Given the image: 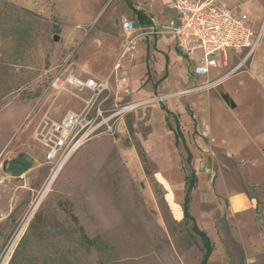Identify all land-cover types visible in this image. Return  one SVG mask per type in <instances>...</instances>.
Returning <instances> with one entry per match:
<instances>
[{
    "label": "rangeland",
    "instance_id": "374dc122",
    "mask_svg": "<svg viewBox=\"0 0 264 264\" xmlns=\"http://www.w3.org/2000/svg\"><path fill=\"white\" fill-rule=\"evenodd\" d=\"M256 1L264 0L241 3ZM258 9L251 14L254 23L246 25L260 39L254 52L228 53L225 67L213 72L219 80L209 86L205 78L142 99L134 98L132 87L136 105L124 128L119 122L115 134L97 130L50 183L46 148L34 131L45 118L58 121L85 108L73 93L58 94L51 82L60 73L110 76L129 36L123 21L132 13L124 0H0V264L10 262L25 234L38 264H200L203 245L184 220V202L182 212L174 207L161 179L171 166L145 144L154 131L150 110L177 98L198 118V130L188 138L191 161L183 146L174 150L180 179L173 185L185 192L187 174L197 175L194 214L217 245L210 264L264 262V2ZM253 58L254 80L244 73ZM223 93L238 108L230 109ZM235 111L236 117L227 113ZM214 120L229 147L212 136ZM138 144L147 154V171ZM238 149L245 155H236ZM21 155L34 166L15 178L3 168ZM242 191L257 200L256 207L234 213L229 198ZM71 214L92 243L84 241ZM36 215L41 229L29 231Z\"/></svg>",
    "mask_w": 264,
    "mask_h": 264
},
{
    "label": "built area",
    "instance_id": "2783aa9c",
    "mask_svg": "<svg viewBox=\"0 0 264 264\" xmlns=\"http://www.w3.org/2000/svg\"><path fill=\"white\" fill-rule=\"evenodd\" d=\"M173 12L169 23L153 34L173 36L181 53L192 63L194 74L203 80L211 68L217 67L219 58L226 64L228 53L254 52L259 45L257 34L246 26V22L254 21L230 9L224 0H174ZM122 28L129 36L110 76L96 80L60 73L51 82L58 94L73 93L85 103V108L81 113L68 111L58 121L45 118L34 131L37 141L46 148V162L51 166L49 182L91 135L103 128V133L115 134L119 119L135 107L119 101L120 96L132 94L126 63L134 58L138 38L132 35L134 22L125 21ZM206 85H211L208 80ZM82 93L87 97L83 98Z\"/></svg>",
    "mask_w": 264,
    "mask_h": 264
},
{
    "label": "crops",
    "instance_id": "0c3cea01",
    "mask_svg": "<svg viewBox=\"0 0 264 264\" xmlns=\"http://www.w3.org/2000/svg\"><path fill=\"white\" fill-rule=\"evenodd\" d=\"M127 7L132 13V18L124 19L125 21H132L135 24L136 29L133 30V33L138 36L136 42V50L134 53V58L132 61H127V67L130 72V81H131V89L133 87V92H135L134 98H146L147 96L154 95L157 91H165L167 89L173 88L182 89L191 83V81L200 82L203 79L197 77L193 70H192V63L188 60V58L181 53L177 46V41L175 38L168 34H160L154 35L153 32L160 28L161 26H165L169 23V21L173 18V4L174 0H124ZM224 2L229 6L230 9L235 10L239 15L248 16L249 19L255 21L256 16L251 15L259 12L260 6H262L263 2H254L252 4H244L240 2V5L236 4L235 6H231L229 4V0H224ZM258 7H257V6ZM254 22H246V25L253 24ZM121 51L119 52L121 54ZM119 54V56H120ZM234 55V54H233ZM254 58L249 65V69L244 71V73H250L251 79L257 78L256 69L253 68L254 66ZM190 66V67H189ZM225 64L222 58H219L218 65L216 68H211L208 76L206 79L210 82H215L219 80V76H216L214 70L224 68ZM243 73V72H242ZM109 74L101 76L100 73H91L87 76L80 75L78 77L83 79L94 78L96 80H103L108 77ZM239 75V74H238ZM237 76V75H235ZM132 95V94H131ZM225 95L224 93L222 94ZM134 96V95H133ZM133 96L124 97L120 96L119 101L121 105L125 104H132L133 103ZM237 103V102H236ZM227 104V103H226ZM228 105V104H227ZM164 106V107H163ZM230 109H233L231 106ZM238 105L236 104V107ZM166 109L172 112L175 115L179 116V121L181 125V120L185 124L186 132L183 131V140L188 147V151L190 152L191 156L193 157V151L191 150V145L188 143V138L192 132L197 133L198 130V118L196 115L191 111L188 107H184L182 104L181 99L177 98L175 100L170 99L166 104L162 103L160 105H155L150 110V119L149 122L153 124L154 131L151 132L149 135L148 140H144L147 147H151L153 149V153L156 155L158 159L162 162L167 161L170 169H164V173L161 176L163 180V185L165 184L166 188L172 193L173 198V205L174 207L176 204L180 206V200L184 202L186 196L185 192L181 191V189L175 187L173 185L174 182L179 184V174L176 164L178 162L179 153H176L174 150H177L179 147L182 146L177 143V138L175 132L169 128L168 121H167V114ZM174 111H177L174 112ZM217 112V111H216ZM224 113V112H223ZM228 115H233L234 117L238 116V111L227 112ZM225 113V114H227ZM130 113L126 114L124 117H121L117 123L123 124V128L125 125L126 117ZM172 120L174 121L175 126L172 125ZM218 125L216 128H219V124L221 125L220 121H217ZM216 123V124H217ZM171 127L176 128V122L173 118L170 121ZM182 126V125H181ZM211 134L212 136H219V138L226 142V146H230L228 142V138L225 135H219L218 131L216 132L215 128V120L211 123ZM217 128V129H218ZM245 129V127H243ZM229 134L230 131L227 130ZM224 134V133H223ZM143 148V147H142ZM239 150V149H238ZM234 151V153L245 155L243 153L244 149L239 151ZM185 151V150H184ZM145 152V151H144ZM146 154V152H145ZM187 156V153L185 151ZM249 156V155H248ZM147 157V154H146ZM255 166V165H254ZM256 167H258L256 165ZM174 181V182H173ZM198 183V182H197ZM176 185V184H175ZM179 186V185H177ZM194 189V191L197 189ZM187 189V187H186ZM199 189V187H198ZM193 191V193H194ZM192 193V194H193ZM199 193V192H198ZM199 193L198 195L201 197ZM204 196V195H203ZM195 199V198H194ZM194 199H192L191 195V205H190V213L193 217H195L198 227L204 231L203 228L200 227V222L197 220L194 214ZM229 201L231 203V210L234 213L242 212V211H252L253 202L255 198L250 199L246 191L238 192L232 196H230ZM256 207V205H255ZM176 210V209H175ZM183 215V214H182ZM206 232V231H205ZM207 233V232H206ZM209 238L212 239L211 234H208ZM214 249L209 257V263L211 261V257L217 250V245L214 244ZM241 253L245 255L244 250H241ZM244 257V256H243ZM255 264H264V262L259 263L254 262ZM253 262H248V264H254Z\"/></svg>",
    "mask_w": 264,
    "mask_h": 264
},
{
    "label": "trees",
    "instance_id": "16d2710c",
    "mask_svg": "<svg viewBox=\"0 0 264 264\" xmlns=\"http://www.w3.org/2000/svg\"><path fill=\"white\" fill-rule=\"evenodd\" d=\"M166 114H167V121H168L169 128L175 132L176 138H177V143H179V145L182 144V146L184 147V149L187 153L186 157L188 158V161H191L192 156H191L190 152L188 151V147L186 146V143H184V140H183V131L181 129L179 116L173 114L172 112H170L167 109H166ZM171 118H173L175 120L176 128L171 127V124H170ZM127 128L132 134L134 133V130H133L131 124H129ZM138 153H139V156L141 157V159H143L144 167L147 171L148 159L146 157V154H145L142 146L139 144H138ZM185 180H186L187 189H186V196L184 199V207H183L184 220L187 223L191 224L192 231L199 236L201 243L203 245V255H202V259H201L202 261L200 264H208L209 263L208 259H209L210 254L212 253V251L214 249L213 242L211 241V239L209 238L207 233L205 231H202L198 227L195 217H193L190 213L191 195H192L194 189L196 188V185L198 182L196 173L193 172L192 175L187 174ZM71 219L75 222L77 227H79V232H80V234H82L84 241L88 244L92 243L91 240L89 239V237L87 236V234H85L84 228L80 225V220L73 214H71ZM39 229H41L40 221H38V215H36L33 219V223L31 224V226L29 228V231H36ZM23 236L24 237L20 240L17 248L15 249V253H14L13 257L11 258V260L8 264H38L36 258H35V260L31 258L32 257V252H31L32 250L30 249L31 248V241L29 238L30 236H28L27 234H25Z\"/></svg>",
    "mask_w": 264,
    "mask_h": 264
},
{
    "label": "water",
    "instance_id": "95a60500",
    "mask_svg": "<svg viewBox=\"0 0 264 264\" xmlns=\"http://www.w3.org/2000/svg\"><path fill=\"white\" fill-rule=\"evenodd\" d=\"M59 38L56 37L55 41H58ZM225 102L228 106H231L233 109L236 107V103L228 95H223ZM34 166L33 160L28 155L17 156V158L10 159L5 162L4 171L10 174L12 177L18 178L32 169ZM3 178L0 176V188Z\"/></svg>",
    "mask_w": 264,
    "mask_h": 264
},
{
    "label": "bare ground",
    "instance_id": "6f19581e",
    "mask_svg": "<svg viewBox=\"0 0 264 264\" xmlns=\"http://www.w3.org/2000/svg\"><path fill=\"white\" fill-rule=\"evenodd\" d=\"M135 105H136V104H135ZM55 178H56V176H55ZM55 178H53L52 181H51L50 183H52V182L55 180ZM48 187H49V186H48Z\"/></svg>",
    "mask_w": 264,
    "mask_h": 264
}]
</instances>
